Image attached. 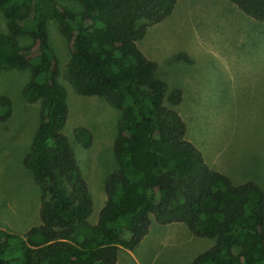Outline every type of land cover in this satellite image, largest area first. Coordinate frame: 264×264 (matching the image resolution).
I'll use <instances>...</instances> for the list:
<instances>
[{
	"label": "trees",
	"instance_id": "1",
	"mask_svg": "<svg viewBox=\"0 0 264 264\" xmlns=\"http://www.w3.org/2000/svg\"><path fill=\"white\" fill-rule=\"evenodd\" d=\"M73 1L78 10L59 0H0L8 27L0 33V70H28L23 98L41 106L23 164L42 193L39 226L23 236L0 229V264H118L121 249L141 245L152 218L214 240L190 264H264V191L254 182L234 185L206 163L175 110L182 91L168 92L156 77L157 64L137 46L149 27L172 15L177 0ZM228 1L264 22V0ZM48 17L71 45L67 82L122 113L113 147L118 168L104 182L106 201L95 224L89 222L92 196L62 133L69 109ZM21 38L32 42L22 45ZM176 58L193 63L186 54ZM11 116V100L0 96V124ZM74 136L91 147L88 129H75Z\"/></svg>",
	"mask_w": 264,
	"mask_h": 264
},
{
	"label": "rangeland",
	"instance_id": "2",
	"mask_svg": "<svg viewBox=\"0 0 264 264\" xmlns=\"http://www.w3.org/2000/svg\"><path fill=\"white\" fill-rule=\"evenodd\" d=\"M72 10L73 0H59ZM49 45L58 60V82L65 88L69 116L62 133L68 138L93 200L91 224L98 220L106 195L104 182L118 168L114 142L122 113L104 98L79 95L65 74L71 45L58 23L47 18ZM0 12V33H7ZM22 45L32 41L21 38ZM138 48L157 64L156 77L168 92L180 89L175 108L187 139L212 169L234 185L254 182L264 191V22L246 16L228 0H177L163 22L148 28ZM186 54L192 64L176 61ZM28 70H0V96L12 102V116L0 124V229L19 236L39 226L41 190L24 167L40 121L41 106L29 105L23 89ZM88 129L90 148L75 139L74 130ZM214 240L194 236L185 224L161 226L152 218L149 235L135 251L121 249L119 264H190Z\"/></svg>",
	"mask_w": 264,
	"mask_h": 264
},
{
	"label": "crops",
	"instance_id": "3",
	"mask_svg": "<svg viewBox=\"0 0 264 264\" xmlns=\"http://www.w3.org/2000/svg\"><path fill=\"white\" fill-rule=\"evenodd\" d=\"M158 224V223H157ZM173 224H181V223H173ZM169 225H172V224H169ZM161 226H163V225H161ZM165 226H167V225H165ZM151 227H152V225H151ZM151 227H150V230H151ZM150 230H149V233H150ZM149 233H148V235H149ZM147 235V236H148ZM147 236L145 237V239L147 238ZM144 239V240H145ZM144 240L142 241V243L144 242ZM142 243H141V245H142ZM124 250H126V249H124ZM128 251V250H127ZM129 252H131V251H129ZM119 255H120V252H119ZM119 257V256H118ZM118 264H119V261H118Z\"/></svg>",
	"mask_w": 264,
	"mask_h": 264
}]
</instances>
